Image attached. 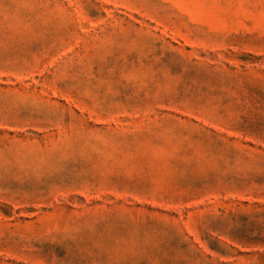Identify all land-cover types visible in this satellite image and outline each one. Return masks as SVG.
I'll return each instance as SVG.
<instances>
[{"label":"rangeland","instance_id":"rangeland-1","mask_svg":"<svg viewBox=\"0 0 264 264\" xmlns=\"http://www.w3.org/2000/svg\"><path fill=\"white\" fill-rule=\"evenodd\" d=\"M0 264H264V0H0Z\"/></svg>","mask_w":264,"mask_h":264}]
</instances>
